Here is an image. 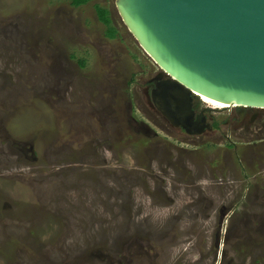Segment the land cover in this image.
<instances>
[{"label": "rangeland", "instance_id": "rangeland-1", "mask_svg": "<svg viewBox=\"0 0 264 264\" xmlns=\"http://www.w3.org/2000/svg\"><path fill=\"white\" fill-rule=\"evenodd\" d=\"M158 72L115 0H0V264H264V109L189 136Z\"/></svg>", "mask_w": 264, "mask_h": 264}, {"label": "water", "instance_id": "water-1", "mask_svg": "<svg viewBox=\"0 0 264 264\" xmlns=\"http://www.w3.org/2000/svg\"><path fill=\"white\" fill-rule=\"evenodd\" d=\"M122 22L165 76L155 107L188 135L205 132L194 97L264 109V0H115Z\"/></svg>", "mask_w": 264, "mask_h": 264}, {"label": "flooded vegetation", "instance_id": "flooded-vegetation-1", "mask_svg": "<svg viewBox=\"0 0 264 264\" xmlns=\"http://www.w3.org/2000/svg\"><path fill=\"white\" fill-rule=\"evenodd\" d=\"M158 75H160V69L159 72L157 73V75H155V77L153 79H151L150 81H148V88L146 89V97L147 100H149L150 105L155 108L157 111L158 109L155 107L153 99H152V91L154 89L157 88V84L161 82L162 79L165 78V76H161L159 77ZM197 101V102H195ZM204 105L202 108L199 107V105ZM235 106H231V107H226V108H234ZM235 113H233L232 115H229V117L223 121V123H227V124H231L233 121H235V126H240L242 125L244 127L245 130H249V128L256 123V120L259 119V114L257 111H250L247 108H241V107H235ZM249 108V107H248ZM193 109L195 111V115L198 116L200 114H204L205 118H206V123L209 125V129L207 128L205 130L204 133H208V132H215L219 129V123L217 121H209L207 116H206V111L207 108L205 106V104L198 98V97H194V101H193ZM214 109V108H213ZM225 109V108H224ZM253 109V108H251ZM180 129V128H179ZM182 130V129H181ZM202 133V134H204ZM191 136V135H189ZM198 136V135H197Z\"/></svg>", "mask_w": 264, "mask_h": 264}, {"label": "bare ground", "instance_id": "bare-ground-1", "mask_svg": "<svg viewBox=\"0 0 264 264\" xmlns=\"http://www.w3.org/2000/svg\"><path fill=\"white\" fill-rule=\"evenodd\" d=\"M204 104H206L207 106L214 108V109H224L226 107H231V106H235V105H230L227 103H223L205 96H200L199 98Z\"/></svg>", "mask_w": 264, "mask_h": 264}, {"label": "trees", "instance_id": "trees-1", "mask_svg": "<svg viewBox=\"0 0 264 264\" xmlns=\"http://www.w3.org/2000/svg\"><path fill=\"white\" fill-rule=\"evenodd\" d=\"M91 0H72V4L74 6H80V5H84L86 3H88ZM107 11V10H106ZM108 13V12H107ZM108 15V14H107ZM109 16V15H108Z\"/></svg>", "mask_w": 264, "mask_h": 264}]
</instances>
